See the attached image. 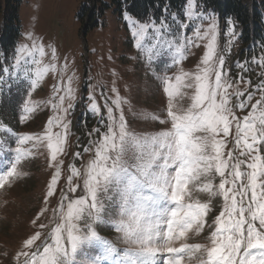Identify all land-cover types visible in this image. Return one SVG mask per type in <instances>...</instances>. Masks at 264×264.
<instances>
[{"label": "snow or ice", "instance_id": "1", "mask_svg": "<svg viewBox=\"0 0 264 264\" xmlns=\"http://www.w3.org/2000/svg\"><path fill=\"white\" fill-rule=\"evenodd\" d=\"M163 11L167 13V7ZM124 18L130 21L135 47L147 51L149 60L166 46L175 53L172 66L179 65L190 48L198 46L195 41L204 38H208L206 51L194 72L181 68L174 76L158 77L166 107L162 114L141 116L166 126L159 131L136 132L129 127L125 116L129 102L119 96L115 81L111 89L115 98L109 101L105 97L102 108L95 94H89L88 110L101 114L104 128L94 129L98 138L83 148L93 158L83 171L75 164L68 166L66 186L60 189L58 207L53 209L54 226L40 244L36 241L41 232L23 242L27 250L17 254V264H185L186 260L191 264L194 258L197 264H264V83L256 88L260 98L251 104V111L239 117L237 110L248 108L255 93L247 88L241 91L238 85L243 77L233 81L224 68V56L217 57V19L201 10L199 0H185L180 15H172L173 23L179 20V38L172 33L167 17L158 22L155 17L136 21L125 13ZM204 21H208L207 28ZM226 25L235 36L231 19ZM190 28L194 37L187 35ZM169 35L172 39L166 40ZM26 39L31 44L14 49L10 67H0V87L6 76L35 89L45 74L57 71V50L51 45V62L42 70L30 67L41 63L34 53L44 57L45 47L31 33ZM258 66L264 67V58ZM238 67L244 70L243 65ZM67 68L65 62L61 80ZM75 91L71 76L66 87L54 86L59 94L52 104L56 115L42 134L18 138L21 147L15 148L11 169L0 176V189L10 177L19 175L21 160L43 146L49 167L54 169L45 203L56 195L64 165L58 157L67 154L70 121L66 117L74 107ZM185 98L187 106L176 102ZM36 107L26 100L21 119L26 120ZM57 128L60 131H54ZM26 143L31 148L22 147ZM194 192L207 194V200L194 197ZM216 199L220 211L209 225ZM100 224L114 230L125 247L118 249L99 235L96 226ZM206 227L212 229L207 245L187 243L190 234H202ZM85 245L98 251L92 256L85 252L78 259Z\"/></svg>", "mask_w": 264, "mask_h": 264}, {"label": "rangeland", "instance_id": "2", "mask_svg": "<svg viewBox=\"0 0 264 264\" xmlns=\"http://www.w3.org/2000/svg\"><path fill=\"white\" fill-rule=\"evenodd\" d=\"M85 2L86 0H19L21 36L17 46L31 44V41L26 39L29 33L36 38L37 44L44 45V57L34 53L35 58L41 63L30 65L31 68L40 70L51 62L49 45L55 47L58 57L57 71H49L45 74L35 89H31L28 82L4 77L5 83L0 87V176L9 171L15 161V148L21 147L18 138L24 135L42 134L49 119L56 115L52 104L56 103V97L63 94V91L59 94L55 93L54 86L61 84L62 88L66 87L68 77L71 76L76 99L73 101V109L66 117L67 121H70L65 145L67 154L58 157L64 161V165L56 195L48 198V202L45 203L47 185L54 169L49 167L48 152L43 146L38 150L33 149L32 155L22 159L17 166L19 175L10 177L6 186L0 189V264H17V254L27 250L23 249V242L36 232H41L36 244H40L45 239L54 226L53 209L58 207L60 189L66 186L68 166L75 164L83 171L84 166L93 158L92 153H84L83 148L89 145L90 140L98 138L94 129L100 128L104 131V128L101 114L91 113L88 110L89 94H95V99L102 108L105 97H108L109 101L115 98V93L111 91L115 81L119 96L129 102L125 105V116L129 127L136 132L159 131L166 126L150 120L146 121L141 116V114H162L166 107L167 98L158 77L174 76L181 68L185 72H194L206 51L208 38L196 40L195 44L198 46H192L186 53V59L179 65L172 66L175 53L174 50H167L166 46L164 51L154 54L149 60L147 51L141 52L135 47L130 21L125 20V13L130 20H139L127 11H123L122 14L111 6L106 9L103 17L98 18L99 25L83 33L86 18L81 23L77 14ZM207 13L217 19V57L224 56V68L229 71L233 81L243 77L238 85L241 91L247 88L248 92L255 93L248 108L237 110V115L243 118L251 111V104L260 98L256 88L264 83V67H259L258 63L264 58V50L257 54L248 53L247 47L241 40L240 29L235 26V36H232L228 33L226 21L222 22L215 13ZM173 14L179 16L178 13ZM172 15L168 17V23L172 25V33L179 38L182 35L177 31L179 20L173 23ZM207 25L208 21H204L203 27L207 28ZM187 35L194 37L191 28L188 29ZM165 39L170 40L172 36H166ZM147 46L146 44L145 47ZM1 62L4 65L2 57ZM65 62L68 68L61 80L60 69ZM11 63L7 66L10 67ZM238 64L243 65V71ZM246 96L247 92L243 98ZM26 100L38 107L26 120H22V108ZM176 102L183 106L189 103L187 98L177 99ZM22 147L31 148V143H26ZM231 147L232 145L229 144V148ZM77 152L81 153L80 157H76ZM76 182L74 180V183ZM193 195L199 196L201 201L208 198L204 193L194 192ZM105 203L107 204V201ZM43 209L47 211L42 213ZM219 211L220 201L216 199L213 201V210L208 216L209 225ZM41 224L47 227L42 229ZM96 230L102 237L113 241L118 249L125 247L117 240L118 234L110 227L100 224L96 226ZM211 231V228L206 227L202 234H190L187 243L207 245L209 243L207 237ZM97 251L95 247L89 248L85 245L78 253V259H82L85 252L92 256ZM23 259L20 257V261ZM185 264L189 262L186 260ZM191 264H197L195 258Z\"/></svg>", "mask_w": 264, "mask_h": 264}, {"label": "trees", "instance_id": "3", "mask_svg": "<svg viewBox=\"0 0 264 264\" xmlns=\"http://www.w3.org/2000/svg\"><path fill=\"white\" fill-rule=\"evenodd\" d=\"M199 3L201 10L217 14L222 22L231 19L240 29L248 53L257 54L264 50V0H199ZM111 6L122 14L127 11L139 21L153 17L161 20L173 13L180 15L185 0H86L77 14L81 23L86 18L83 33L99 25L98 18L103 17ZM165 7L167 13L163 11ZM18 9L19 0H0V67L12 62L21 36Z\"/></svg>", "mask_w": 264, "mask_h": 264}]
</instances>
